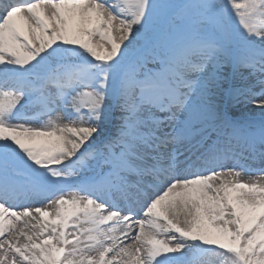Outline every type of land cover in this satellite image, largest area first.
Instances as JSON below:
<instances>
[{"label":"snow or ice","instance_id":"6c2138e0","mask_svg":"<svg viewBox=\"0 0 264 264\" xmlns=\"http://www.w3.org/2000/svg\"><path fill=\"white\" fill-rule=\"evenodd\" d=\"M0 264H264V0H0Z\"/></svg>","mask_w":264,"mask_h":264},{"label":"bare ground","instance_id":"6f19581e","mask_svg":"<svg viewBox=\"0 0 264 264\" xmlns=\"http://www.w3.org/2000/svg\"><path fill=\"white\" fill-rule=\"evenodd\" d=\"M238 116H247V115H252L254 112L258 113V109H252V107L249 105L247 108L240 107L238 109L234 110ZM40 203V202H37Z\"/></svg>","mask_w":264,"mask_h":264}]
</instances>
